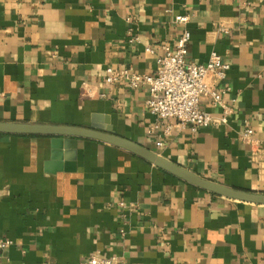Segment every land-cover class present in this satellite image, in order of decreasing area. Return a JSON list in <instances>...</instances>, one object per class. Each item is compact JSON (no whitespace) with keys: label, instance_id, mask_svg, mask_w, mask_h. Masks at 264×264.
I'll return each instance as SVG.
<instances>
[{"label":"crops","instance_id":"1","mask_svg":"<svg viewBox=\"0 0 264 264\" xmlns=\"http://www.w3.org/2000/svg\"><path fill=\"white\" fill-rule=\"evenodd\" d=\"M184 32L188 62L217 53L229 66L219 89L232 113L225 125L164 136L147 88L109 85L106 70L153 75ZM200 108L222 115L207 97ZM0 122L111 130L204 179L264 194V0H0ZM74 139L53 158L52 137L0 134V238L11 242L0 264H83L92 254L264 264V205Z\"/></svg>","mask_w":264,"mask_h":264},{"label":"built area","instance_id":"2","mask_svg":"<svg viewBox=\"0 0 264 264\" xmlns=\"http://www.w3.org/2000/svg\"><path fill=\"white\" fill-rule=\"evenodd\" d=\"M175 20L182 23L186 18L177 17ZM189 41V32H184L179 36L174 49L164 46V55L158 58L157 70L153 75H142L131 68L106 70L105 81L109 85L126 83L133 89L147 88L149 97L146 107L159 122H166L164 136L175 128H189L197 132L202 128L225 125L232 113L223 100L224 92L219 89V84L227 77L229 66L217 53H212L206 64L188 62ZM146 51L151 52L149 48ZM202 97L209 98L212 106L221 110L222 115L215 118L211 113L203 111L200 108ZM252 138L253 130L246 128L242 135L243 141L252 143ZM157 144L162 146L161 142ZM10 245L9 240L0 238V258ZM83 264L126 263L120 257L92 254Z\"/></svg>","mask_w":264,"mask_h":264},{"label":"water","instance_id":"3","mask_svg":"<svg viewBox=\"0 0 264 264\" xmlns=\"http://www.w3.org/2000/svg\"><path fill=\"white\" fill-rule=\"evenodd\" d=\"M0 134L52 137V149L54 150L52 152L53 158L58 155L55 151L61 148L62 145H64L65 148L73 150L76 144V139L74 138L95 140L114 146L139 157L151 165L186 182L187 184L206 191L212 195L243 203L264 205L263 193L236 190L234 188H229L204 179L199 175L175 164L174 162L163 158L155 152L150 151L149 149L114 135L111 130L96 131L76 127L0 122Z\"/></svg>","mask_w":264,"mask_h":264}]
</instances>
